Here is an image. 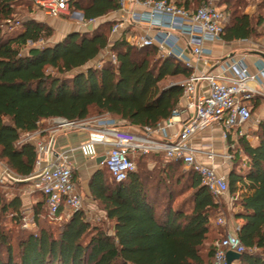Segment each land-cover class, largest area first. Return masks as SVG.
Returning a JSON list of instances; mask_svg holds the SVG:
<instances>
[{"label": "trees", "instance_id": "1", "mask_svg": "<svg viewBox=\"0 0 264 264\" xmlns=\"http://www.w3.org/2000/svg\"><path fill=\"white\" fill-rule=\"evenodd\" d=\"M120 1L72 0L71 7L90 21L119 10ZM245 1H223L227 11L231 6L234 10L222 41L248 40L258 37L259 29L264 31V14L250 17L235 11ZM176 2L185 9L208 4L207 0ZM22 3L0 0V162L15 175L28 178L33 174L35 147L21 142V137L36 132L42 121L81 122L93 115L106 116L141 130L171 116L183 87L178 83L160 87V83L168 78L186 79L190 69L162 58L153 46L136 48L124 37L110 42L115 23L73 32L61 42L32 47L22 54L27 42L34 44L53 35L48 25L32 19L14 34L4 32V23L12 20ZM107 47L116 56V64L102 59L98 66L67 76ZM256 130L255 146L238 139L237 151L246 158L244 171L234 168L240 160L235 153L228 174L229 194H240L233 202L238 206L234 217L241 221L237 235L245 248L239 264H264V124L259 123ZM181 165L171 162L149 171L139 164L138 171L120 183L109 179L103 169L96 170L88 190L112 223L111 233L91 225L79 211L58 223L55 234L41 197L33 204L36 231L15 237L0 224V264H212L214 241L205 257L202 251L211 238V220L224 210V204L216 202L189 170L185 178L192 190L189 202L174 208L177 193L172 185L182 184L184 175H178L177 169ZM20 208L18 197L9 202L0 197V214L11 211L15 224L22 221Z\"/></svg>", "mask_w": 264, "mask_h": 264}, {"label": "built area", "instance_id": "2", "mask_svg": "<svg viewBox=\"0 0 264 264\" xmlns=\"http://www.w3.org/2000/svg\"><path fill=\"white\" fill-rule=\"evenodd\" d=\"M71 1L31 0L33 8L50 18L77 15ZM141 5L145 9L142 13L131 12L128 20L113 25L109 41L124 37L136 48L153 46L162 58H171L191 70L190 76L179 83L183 92L171 116L154 127L139 130V133L124 130L118 121L106 116L81 122L62 119L52 132L92 130L88 133L87 142L103 147L102 165L115 183L125 181L136 172V157L152 154L168 163L179 162L185 169L195 172L201 185L216 202L228 198L233 203L240 194H229L228 175L219 171L216 160L221 159V164L231 169L233 156L229 155V149L234 145L230 144L239 138L250 142L248 125L252 109L249 102L257 93L250 83L260 84L264 79V61L257 65L256 74L250 73L241 60L231 59L215 62L216 74L211 70H199L198 63L214 67L211 51L204 47V43L222 41L227 24L223 9L210 3L196 9H185L176 0H143ZM92 22L90 20L88 24ZM128 27H145L153 34L126 36L124 31ZM103 59L116 64V56L110 50L106 51ZM206 130L220 132L221 153L215 151L211 143L199 147L191 145V140ZM24 137L23 142L34 141L37 158L33 174L21 178L3 167L0 183L31 182V192L42 197L47 217L52 222L66 221L79 211L85 214V219L88 218L68 153L55 149L54 136L42 141L34 139L32 134ZM22 220L28 227L27 218ZM218 224L225 225V221L219 219ZM239 228L213 242L212 264H227V252L240 255L245 252L237 235ZM230 264H239V261L234 260Z\"/></svg>", "mask_w": 264, "mask_h": 264}, {"label": "rangeland", "instance_id": "3", "mask_svg": "<svg viewBox=\"0 0 264 264\" xmlns=\"http://www.w3.org/2000/svg\"><path fill=\"white\" fill-rule=\"evenodd\" d=\"M224 0H207L208 3L211 5H214L216 7H219L223 9L227 22L230 19V13L234 10V7L231 6L229 10H226V6L222 5ZM235 11L243 14H247L250 17H255L259 14H264V10L262 7L261 0H247L245 1L239 8H236ZM35 20L40 22V18H37L36 12L34 11L33 7H31L28 0H23V3L21 5H18L16 7V14L13 16L12 20H8L3 25V30L7 34H14L21 30V24L26 20ZM80 22V21H79ZM83 26L93 25V27L97 28L101 25V23L93 22L91 24H88V21H84ZM45 23V22H44ZM46 24V23H45ZM47 25V24H46ZM81 26V31L85 28ZM264 31L261 29L258 30V37H253L248 39L246 42L239 41V47L245 51H256V50H262L264 51ZM262 35V36H260ZM56 33L53 31V35L48 39H42L39 40L37 43H30L27 42L25 49H23L22 54H26L29 48L35 47V48H42L47 45H53L55 44ZM106 55L105 52H101V54L95 59L94 61L87 64V66L82 67L78 70H75L69 74H67L68 77L72 76L74 73L84 71L86 67H95L98 66L100 63L99 57L102 56V58ZM181 77L177 78H168L165 81L160 83V87L167 86L169 84H177L180 83ZM90 118H96L94 115ZM62 119H50L42 121L39 124L38 131L41 133V137L45 138L49 132L53 131L55 128H58L57 126L59 123H61ZM264 124V118H261L259 116L258 111L255 109L252 111V127L249 129V141L245 139L251 146H255L257 144V130L259 123ZM124 130L131 131L134 133H139V129L133 128L128 126L126 123L121 122L120 123ZM256 131V132H255ZM209 132V133H208ZM205 133H208L207 135L212 137V139L208 143H219L221 146V150H223L221 140L219 141L218 136L219 133L217 131L210 132L207 130ZM24 136L21 137V142L24 141ZM214 139V140H213ZM216 144H214L216 147ZM230 145H234V148L229 149V155L234 156L236 153L237 157H239V161L237 162V165H235L234 168L236 170L244 171L245 169V163L246 158L243 157V155L237 151L238 149V140L237 142H233ZM220 149V148H219ZM217 148V150H219ZM218 161V159L216 160ZM136 163V171H138V165L142 164L145 166V168L149 171H153L159 168H163L164 166L170 164L167 161H165L163 158L157 156V155H142L135 158ZM1 165V164H0ZM232 165V163H231ZM1 166H4L3 164ZM100 169H103L106 173V175L111 178L108 172L106 171L105 167L102 165L100 166ZM178 169V175H184V179L182 180V184L179 186L172 185L174 191L177 193V195L174 198V201L172 202V206L175 208L182 203H185L186 201L189 202L190 195L192 194V190L190 189L189 183L185 181L186 175L189 172V170L185 169L182 165L177 167ZM78 187L80 189V192L82 194L84 203H85V209L87 211L88 218L86 220L91 224L95 226H100L103 229L107 230L109 233H111L112 223L106 219L105 213L102 211V209L98 206V204L93 200L92 196L89 193H87V187H85L84 181H77ZM31 182L29 181H19V182H5L4 184L0 183V197L3 200V202H9L15 197H18L21 200V219L27 218L28 227H25L24 221L22 220L20 223L17 222L15 224L12 221L13 213L11 211H8L5 215L0 214V224L5 230H9L15 237L17 234H20V232H28V231H36L37 228H35V225L32 223V217H33V204L39 199L37 194H34L31 192ZM31 193V194H29ZM30 195V198L29 196ZM166 200H163V203H165ZM220 203L224 204V210L221 211V213H216L212 220H211V238L205 243V246L203 248L202 254L205 257L206 253L211 246V243L215 241L216 239H219L221 236H225L228 232L233 233L237 227H240L241 221L237 220L234 215L236 214L238 210V206L229 199H220ZM189 207V203L187 205ZM85 215V214H84ZM223 219L225 221V225L218 224V220ZM50 221V220H49ZM52 222V221H50ZM19 223V224H18ZM58 223L52 222L51 227L56 234V227L58 226Z\"/></svg>", "mask_w": 264, "mask_h": 264}, {"label": "crops", "instance_id": "4", "mask_svg": "<svg viewBox=\"0 0 264 264\" xmlns=\"http://www.w3.org/2000/svg\"><path fill=\"white\" fill-rule=\"evenodd\" d=\"M140 0H122V3L120 2V9L114 12H110L106 14L103 17H100L98 19L93 20V22H98L102 24L105 23H117L120 21L128 20L130 17L131 12L135 13H142L145 9L141 5ZM36 12L37 18H40V22L46 23L53 31L56 33V38L54 43L61 42L67 35L73 33V32H79V33H85L90 32L91 30L95 29L92 25V29L88 31V26H83L82 20H84L83 13L77 10L73 11L75 13H78L77 15L74 14L71 17H56V18H50L46 17L41 13L39 10L33 8ZM80 21V22H79ZM85 21V20H84ZM92 22V23H93ZM83 26L85 29L80 30ZM126 36H141V35H152L153 31L146 29L145 27H128L124 31ZM111 37L109 36V39ZM242 41V40H240ZM239 41L234 42H206L204 43V47L209 49L211 51L210 59L212 61V65L214 67L209 68L204 66L202 63L197 64V68L202 71L211 70L215 74L218 72V69L215 68V62L219 61V63L226 62L227 60H235L239 61L241 60L244 65L247 66L248 70L252 74L257 73V65L260 63H263L264 58L260 55H264V51L262 50H256V51H245L239 47ZM109 50L108 47L103 50V52ZM100 61L103 59L102 56L99 57ZM97 59V58H96ZM94 61V60H93ZM99 61V62H100ZM92 62V61H91ZM211 67V66H210ZM184 79H181L180 82H182ZM179 84V83H178ZM250 86L257 91L256 95L252 98V100L249 102V105L253 110H257L259 113V116L261 118H264V79L261 80L260 84L256 83H250ZM97 118V117H96ZM96 118H89V121H93ZM252 121V119H251ZM251 121L249 123V127H252ZM249 128V129H250ZM246 130V129H245ZM90 129H70V130H61L57 133H53L52 131L49 132V134L45 137H41V133L37 130L34 133H31L34 136V139L36 140H47L51 136H54V142H55V149L58 152H67L70 157V162L72 169L74 171V178L77 181L81 180L84 181L85 187H87V193H88V181L91 177V175L98 169H100V166L97 165L96 160L103 156V147L100 145H90L87 142L88 133L91 132ZM207 131V130H206ZM206 131L202 132L200 136L193 138L191 140V145L193 147H199L201 144H210L208 143L212 137L208 136L205 133ZM211 133L217 131L219 133L218 139L220 141V132L218 130H209ZM214 140V139H213ZM31 144H34V141L30 142ZM222 143V142H221ZM215 151L218 153H221L223 150H221V146L219 143L216 144V147L213 143H211ZM223 147V145H222ZM217 148L219 150H217ZM218 169L220 172L224 174H229L230 169L226 168V166H223L221 164V159H218L216 161ZM2 165V163L0 162ZM0 165V173L3 167L8 169L6 166ZM9 170V169H8ZM10 171V170H9ZM13 173L12 171H10ZM14 174V173H13ZM79 188V187H78ZM80 191V189H79ZM81 193V192H80ZM82 195V194H81ZM30 198V195H28ZM41 200V196H39Z\"/></svg>", "mask_w": 264, "mask_h": 264}, {"label": "water", "instance_id": "5", "mask_svg": "<svg viewBox=\"0 0 264 264\" xmlns=\"http://www.w3.org/2000/svg\"><path fill=\"white\" fill-rule=\"evenodd\" d=\"M91 29H92V25H89L88 31H90ZM260 55L264 58V55H262V54H260ZM103 161H104V156H101L96 160V163H97V165H102ZM240 258H241V255L234 253V252H227V254H226L227 264H230L234 260L239 261Z\"/></svg>", "mask_w": 264, "mask_h": 264}]
</instances>
